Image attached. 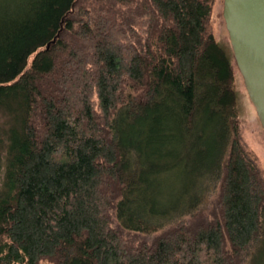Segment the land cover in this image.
Wrapping results in <instances>:
<instances>
[{
	"label": "trees",
	"instance_id": "1",
	"mask_svg": "<svg viewBox=\"0 0 264 264\" xmlns=\"http://www.w3.org/2000/svg\"><path fill=\"white\" fill-rule=\"evenodd\" d=\"M213 2L0 0V264H261Z\"/></svg>",
	"mask_w": 264,
	"mask_h": 264
},
{
	"label": "water",
	"instance_id": "2",
	"mask_svg": "<svg viewBox=\"0 0 264 264\" xmlns=\"http://www.w3.org/2000/svg\"><path fill=\"white\" fill-rule=\"evenodd\" d=\"M235 64L264 130V0H223Z\"/></svg>",
	"mask_w": 264,
	"mask_h": 264
},
{
	"label": "rangeland",
	"instance_id": "3",
	"mask_svg": "<svg viewBox=\"0 0 264 264\" xmlns=\"http://www.w3.org/2000/svg\"><path fill=\"white\" fill-rule=\"evenodd\" d=\"M222 6H223V0H214L209 18L210 27L215 40L218 41V43L223 48V50L225 51V53L227 54L233 65L234 85L237 91L239 114L241 117V124H242V138L244 142L247 144V146L255 154L257 158V162L261 167L264 175V130L258 120L254 106L250 101V99L248 98L241 74L239 73V70L235 64L231 45L228 38V33L222 15ZM215 191H217V186L216 188H214L213 191H211V193H209L207 197L208 200L206 199L207 202L205 203L206 208H204L206 210H204V212L210 209L211 204L214 201V197L216 195ZM156 233H158V231H156ZM156 233L153 234L138 233L137 239L138 240L146 239L147 241H150L153 239L152 237ZM125 235L129 236V233L126 232ZM261 258L263 259H261L260 263L264 264V256L262 255ZM39 264H52V263L47 259H45L44 261H41Z\"/></svg>",
	"mask_w": 264,
	"mask_h": 264
},
{
	"label": "bare ground",
	"instance_id": "4",
	"mask_svg": "<svg viewBox=\"0 0 264 264\" xmlns=\"http://www.w3.org/2000/svg\"><path fill=\"white\" fill-rule=\"evenodd\" d=\"M155 235V234H154ZM41 261H44V260H41ZM38 263V262H37Z\"/></svg>",
	"mask_w": 264,
	"mask_h": 264
}]
</instances>
